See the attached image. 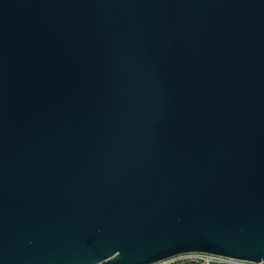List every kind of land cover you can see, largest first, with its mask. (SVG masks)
Listing matches in <instances>:
<instances>
[{"label":"water","instance_id":"water-1","mask_svg":"<svg viewBox=\"0 0 264 264\" xmlns=\"http://www.w3.org/2000/svg\"><path fill=\"white\" fill-rule=\"evenodd\" d=\"M209 251L264 262V0H0V264Z\"/></svg>","mask_w":264,"mask_h":264},{"label":"built area","instance_id":"built-area-1","mask_svg":"<svg viewBox=\"0 0 264 264\" xmlns=\"http://www.w3.org/2000/svg\"><path fill=\"white\" fill-rule=\"evenodd\" d=\"M199 261H203L204 264H210V262L212 261H217V262L226 261L227 264H264V262H249L243 260H235L213 254L201 253V252L182 253L152 264H189V262H199Z\"/></svg>","mask_w":264,"mask_h":264},{"label":"snow or ice","instance_id":"snow-or-ice-1","mask_svg":"<svg viewBox=\"0 0 264 264\" xmlns=\"http://www.w3.org/2000/svg\"><path fill=\"white\" fill-rule=\"evenodd\" d=\"M209 252H212V253L219 255V256H226V257H228V256H231V257L239 256V255H235V254L220 253V252H216V251H209ZM165 255H169V254H162L159 258H156L155 260L161 259ZM189 264H204V262L203 261L189 262ZM210 264H227V262L226 261L225 262L212 261V262H210Z\"/></svg>","mask_w":264,"mask_h":264}]
</instances>
